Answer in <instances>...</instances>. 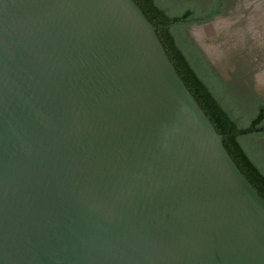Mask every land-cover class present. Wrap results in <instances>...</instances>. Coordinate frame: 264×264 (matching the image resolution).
<instances>
[{
    "label": "water",
    "instance_id": "water-1",
    "mask_svg": "<svg viewBox=\"0 0 264 264\" xmlns=\"http://www.w3.org/2000/svg\"><path fill=\"white\" fill-rule=\"evenodd\" d=\"M0 264H264V198L135 0H0Z\"/></svg>",
    "mask_w": 264,
    "mask_h": 264
},
{
    "label": "trees",
    "instance_id": "trees-1",
    "mask_svg": "<svg viewBox=\"0 0 264 264\" xmlns=\"http://www.w3.org/2000/svg\"><path fill=\"white\" fill-rule=\"evenodd\" d=\"M156 26L178 74L223 135L224 146L264 198V102L243 108L231 82L221 79L189 27L221 14V0H135Z\"/></svg>",
    "mask_w": 264,
    "mask_h": 264
},
{
    "label": "flooded vegetation",
    "instance_id": "flooded-vegetation-1",
    "mask_svg": "<svg viewBox=\"0 0 264 264\" xmlns=\"http://www.w3.org/2000/svg\"><path fill=\"white\" fill-rule=\"evenodd\" d=\"M202 1L209 3L212 0ZM220 2L221 14L215 15L203 24L194 23L189 29L192 27L201 28L205 24L215 26L217 31L206 39V44L209 45L208 50H211L212 45L221 43L224 48L231 49L228 52V59L233 63V66L249 65L245 62L244 55L251 56L256 49L264 48V0H221ZM194 41L202 49L211 65L216 68L210 52L204 49L195 35ZM252 64H254L253 69L264 68V60L260 56L252 57ZM238 71L241 70L238 69ZM259 78V74L254 73L255 81L259 82ZM232 79L231 83H239L244 80L241 74Z\"/></svg>",
    "mask_w": 264,
    "mask_h": 264
},
{
    "label": "rangeland",
    "instance_id": "rangeland-1",
    "mask_svg": "<svg viewBox=\"0 0 264 264\" xmlns=\"http://www.w3.org/2000/svg\"><path fill=\"white\" fill-rule=\"evenodd\" d=\"M214 27V26H213ZM206 28V26H205ZM202 31L205 30L204 28H201ZM200 29V30H201ZM198 30L197 28L192 27L188 30L190 36L194 39V32ZM205 36V35H204ZM211 36V35H210ZM207 38V35L205 36ZM223 44H215L212 45L210 48L211 50L210 55L213 59L216 70L219 76L222 80L226 82L233 81V77L237 75H242L244 80L241 82H232L230 84V90L232 93H235L237 95L238 99L240 100V104L243 106V108H252L255 104L256 100H260L264 102V68H255L254 64H252V57L260 56L262 60H264V48H260V50L253 51L252 55L248 56V54L244 55L245 62L249 65H245L242 67L233 66V63L230 62L228 59V52L231 49L224 48L222 46ZM240 69L241 71H238ZM245 71V73H244ZM254 73L259 74V82L255 81L254 79ZM258 83V84H257ZM264 147V146H263Z\"/></svg>",
    "mask_w": 264,
    "mask_h": 264
},
{
    "label": "bare ground",
    "instance_id": "bare-ground-1",
    "mask_svg": "<svg viewBox=\"0 0 264 264\" xmlns=\"http://www.w3.org/2000/svg\"><path fill=\"white\" fill-rule=\"evenodd\" d=\"M228 27V26H227ZM201 28H204L205 30L202 31ZM201 28H197L198 30H194V35L195 37L198 39L199 43H201V45L204 47V49L208 50L209 48V45L208 43L206 44V39H208L209 37H211L210 35L213 34L216 30V27L212 26V25H206V28L205 26L204 27H201ZM201 29V30H200ZM224 29V28H223ZM226 29V28H225ZM228 29V28H227ZM226 29V30H227ZM222 30V29H221ZM207 35V38L205 36ZM264 36V35H263ZM263 39V38H262ZM261 40V39H260Z\"/></svg>",
    "mask_w": 264,
    "mask_h": 264
}]
</instances>
